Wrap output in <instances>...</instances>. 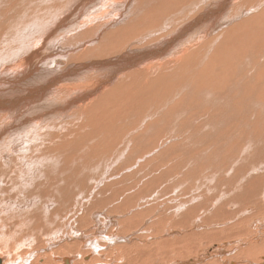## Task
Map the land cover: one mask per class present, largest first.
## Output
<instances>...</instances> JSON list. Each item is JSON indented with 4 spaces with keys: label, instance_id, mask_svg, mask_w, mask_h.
<instances>
[{
    "label": "rangeland",
    "instance_id": "obj_1",
    "mask_svg": "<svg viewBox=\"0 0 264 264\" xmlns=\"http://www.w3.org/2000/svg\"><path fill=\"white\" fill-rule=\"evenodd\" d=\"M81 1L78 22L40 53L29 103L7 113L33 120L36 134H23L17 147L0 144V182L14 177L15 183L1 188L0 243L12 242L14 251L16 243L38 241L27 256L39 264L38 256L64 247L76 264L95 258L112 264L113 255L135 243L149 251L137 264H264L256 253L232 261L243 240L227 238L241 229L264 241V202L239 226L227 213L243 218L264 200V0H239L228 7V19L226 12L190 30L182 27L185 19L197 21L221 0ZM81 1L0 0L1 64L19 55L27 42L15 43L30 33L38 32L28 45L46 42L64 20L61 11L70 6V13ZM179 32L155 69L111 73L113 58L128 54L134 42L148 47ZM94 60L100 62L90 68ZM7 76L0 71V80ZM106 76L119 81L118 92L110 87L114 80L101 84ZM77 86L85 91L74 93ZM229 198L228 209L216 206ZM207 217L213 224L203 223Z\"/></svg>",
    "mask_w": 264,
    "mask_h": 264
},
{
    "label": "bare ground",
    "instance_id": "obj_2",
    "mask_svg": "<svg viewBox=\"0 0 264 264\" xmlns=\"http://www.w3.org/2000/svg\"><path fill=\"white\" fill-rule=\"evenodd\" d=\"M79 1H81V0H79ZM94 1H98V2H101L103 4L106 3V0H101V1L94 0ZM121 1L124 2V0H120V3H121ZM127 1H132V0H127ZM197 1H199V0H197ZM197 1H195V3ZM238 1L239 0H221L219 6L213 8V9H211V7H209L207 9V11H205L204 13L198 14L197 15V18H198L197 21L190 19L191 21L186 22L187 20L185 19L184 22H186V23L183 22L184 25H182V27H187L189 30L190 29H194V28H198L197 24H198L199 21H206L207 22V21H209L210 18L221 17V14L227 12L226 13V16L224 17V20H226L229 17L228 11L232 7H234L235 2H238ZM75 2H77V1H75ZM128 3H130V2H128ZM67 5H70V1L67 2ZM69 7H67V8L65 7L63 9V11H61L60 14H62V12H63L64 20L58 21L56 23V26H55L54 31L51 33L50 38L46 42L45 41H40V42H35V43L33 42V44L28 45L30 39L35 38L36 36H34V34H36L38 32L37 31L36 32H33V34L30 33V37L29 38H27V39L21 38L17 43L14 42L15 45H18L17 47H21L19 45H22V43L27 42V45H26L27 48L25 47L26 49L25 48H22V51L20 53L18 52L19 55L16 56L14 58V60L11 61L10 63L8 62L9 65L5 64V62H3V64H1V62H0V66L3 67V69L0 68V71H3V74H6V76L8 75L7 76V79L5 81L0 80V85L2 87V90L3 91H8L7 94H4L0 90V114L2 113V115L0 116V119H1L0 120L1 121L0 122V144L3 143L4 141H7L8 146L13 145V146L17 147V146H19L20 141H22V135L23 134L28 135V138H30L32 135H35L36 134V131H35L34 127H33V120H30V121H19V120L15 119V116L8 117L7 113H10V115H13V114L19 113V112L21 113V111H15V108L18 109L17 108L18 106L21 107V106H24L25 104L27 105L29 103V101H30L29 94H30V91L33 88L34 83H35V80H36V77H34V76L38 73V71L40 69V66H39V63H38V58H39L40 53H42L45 50V47L49 43V41L55 40L61 33L65 32L68 29H72L73 28V25L75 24L74 22H78V20L81 18V15H83L84 12H85V5L82 3V1H81L80 7L77 6L78 8L75 9L74 11L70 12V13H69V11L71 10L70 9L71 7L70 8ZM121 7L119 9H121ZM139 7H141V5ZM228 7H229V9H228ZM68 8H69V10H68ZM227 9H228V11H227ZM77 11H80L81 15L78 16ZM179 11H180V13H178V16H184V17L189 16V14H187L186 11H184V10H179ZM64 12H66V13H64ZM139 12H140V8H139ZM169 16L172 17V16H176V15H175V13H170ZM178 16H177V18H178ZM118 17H120V15ZM170 17H168V18L170 19ZM177 18H175V19H177ZM181 19L180 20L178 19L179 21L178 20H175V21H177V25L182 23V20ZM187 19H188V17H187ZM172 20H174V18H172ZM0 24H1V22H0ZM214 25L209 26L208 29H212V27ZM35 28L39 30L38 27H35ZM214 28H216V27H214ZM150 32L151 31H149L148 33H150ZM157 32H155V33H157ZM227 34H229V33H227ZM167 37L168 36L157 40L156 44L151 45V46H148V47L146 45H144V44L141 45V43H139L137 41L134 42L132 44V46L129 47V49L127 50V53L128 54H126V55H116V58H113V59H117L118 60V64L115 66V70L111 71V73L115 74V76L116 75L119 76L120 74H123L125 72L132 71L133 69H135L134 67H136V66H138L140 68H143V67L144 68H149L150 70L153 69V68L155 69L160 63H162L163 61H166L167 60L166 55H167V52L168 51H166V50H168L169 48L171 49V47H174L175 45H177V43L180 41V39L182 37V33L179 32L174 38H167ZM218 42L219 41H217V43ZM143 43H144V41H143ZM159 43H160V45H159ZM213 43H215V42H213ZM139 46L140 47H143V48L142 49H131L132 47H139ZM133 50H135V51H133ZM10 51H12V50H10ZM26 52H28V57L29 58H23V59L19 60V58H22L23 57V53H26ZM9 53H11V52H9ZM14 53H16V52H14ZM193 54H194V52L191 53L190 55H188L185 58H189ZM157 59H158V61H155ZM18 60L19 61L24 60V61H22V63H19ZM69 60H71V59H69ZM99 62L100 61H98V60H94L93 62L88 63L89 64L88 66H90V68H92L93 66L98 65ZM125 65H127V66H125ZM7 66H9V67H7ZM121 66H123V67L121 68ZM4 70H7V71L4 72ZM115 76H110V77L106 76L105 79L100 80V82H101V84L102 83H106V84L107 83H110L112 80H114ZM180 78H186V77H182L181 76ZM243 79H244V76H243ZM117 82H115V80H114L111 83L110 87L111 86H115V89L118 92V90H120V89H118V86L120 84H119V81H117ZM81 87L82 86H77L76 89L73 90V92L74 93H81V92L85 91ZM12 88H14L17 93H12V91H11ZM14 89H12V90L15 91ZM13 94H17L18 100H15L13 98ZM40 110H42V109H39L37 111H40ZM23 119L25 120L24 117H23ZM31 140H33V138H31ZM262 143H263V141H262ZM31 146H34V144L33 143H30V145L27 146L26 149L27 148H30ZM40 147L43 148L45 151L47 149V147L44 146V144L41 145ZM33 149H35V148H31L29 150H33ZM18 154H19V152H18ZM7 166H8V164L6 165V167ZM2 167L3 166L0 164V168H2ZM10 181L12 183L11 182L10 183H6L4 180H2L0 182V196H1V188H2L3 185H5L9 189H11L13 186H15L14 177H12L10 179ZM230 182H232V180ZM17 187H19V186H17ZM241 191H242V189H239L236 192L238 194L234 193V197L237 198V199H239V196H242V192ZM191 192H193V191H191ZM194 194H190V196H192ZM192 197L195 198V196H192ZM197 197H198V195H197ZM215 198H213V199L215 200ZM231 199L232 198H229L228 200L221 202L220 205H216V206L218 208H223L224 209V207H226V209H228V207H230L231 202H232ZM193 200H195V199H193ZM261 202H264V200L261 199L259 203H256V204H254L252 206L251 210H248L247 209L244 213H242V215H244L243 218H241V217L237 218L238 215L241 212L233 211V210H231V211H228L227 210V213H229V215H230L229 217L228 216L227 217L230 220L231 219L232 220L233 219H237V220L239 219V221H236V223H235L236 226H239V223L240 222H243V221L246 223L248 221L247 219L250 218L249 213L251 214V212H253L254 210H256V209L257 210H260V208H262V207H260ZM192 203H194V201ZM195 203H196V201H195ZM199 203L200 202H198V204ZM210 203H213V202H210ZM215 203L216 202H214V204ZM214 204L213 205L211 204V207H213ZM3 207L5 209L6 205H3ZM263 208H264V206H263ZM1 209H2V203H1V200H0V212H1ZM215 210H218V209H215ZM215 210L213 211V213L215 212ZM258 212H260V211H258ZM246 215H248V216H246ZM213 218L214 217H212V218L211 217H207V218H205V220L203 221V223L204 224H213V220H214ZM97 222L99 223L98 220H97ZM203 226H205V225H203ZM236 226H234V227H236ZM247 231H248V229H247ZM243 232H244V230H241L240 229L239 231H237V233L236 232H233V234H231L230 236L228 235L229 237H227V238H233L236 235L237 236L240 235L241 239L243 240V241H241L242 244L238 246V249H239L238 252L239 253L238 252H237L238 254L236 253L237 254L236 255V258H234V256H233V260L232 261H238L243 256L249 257L250 259H252L251 257L254 256L255 253L256 254H263L264 255V241H262V240L261 241L260 240L254 241V240H252L249 237V235H250L249 232H246V234H244ZM252 233L255 234L254 232H252ZM75 234H76V232H75ZM51 235H52V233H51ZM187 236H190V235H187ZM191 236L198 237L199 234L198 233H194V234H191ZM255 237L256 236H254L253 238H255ZM29 239L31 240L32 238H29ZM136 242H139V241H136ZM217 242H219V241H217ZM37 243H38V241H26V242L25 241H22L21 243H16L17 249L13 251V248L11 247V245H13L12 242H10V241H1V243H0V249H4L5 248V250L3 252L0 251V264H39L40 262L39 263L38 262L35 263V261L34 262L30 261V257L27 256V254L31 253L33 250H35L36 248H38V245L36 246ZM155 243L158 244L157 242H152L150 244H151V246H153ZM69 244H68V246H69ZM71 244H73V246H76L75 243H71ZM145 244H146L145 246H147L148 245V242L145 243ZM244 245H248V246L246 248H242ZM224 246L225 245H223V247ZM143 247H144V244H142V243H140V244L135 243L133 246L127 247L124 252H121V253L119 252V255L118 254H117V256L116 255H113L114 258H115V260H114V263H112V264H137V262H140V261L142 262V259L146 255L145 253L146 252H149V251H140ZM197 247H200V246H197L196 245V248ZM64 249H65V247L64 248H61V249L59 248L58 250L55 249L49 255L38 256L37 257V259H38L37 261H39V259H42L43 264H76V261H74L75 258H73V257H64L63 254H69V252H65ZM254 249L256 250V252L253 251ZM70 251H72V250H70ZM41 252H43V251H41ZM97 252L95 251V253H97ZM220 253H222V252H220ZM223 253L224 254H229L231 252H228V251H225L224 250ZM140 254L143 255V258L140 257ZM38 255H40V254H38ZM40 257H43V258H40ZM50 257H51V259H50ZM79 257H80V255H79ZM52 259L54 260V262H52ZM106 259H108V258L106 257ZM177 261H178V259H177ZM232 261H230V262H232ZM248 261H251V260H248ZM88 262H89V260H88ZM195 262H196L195 260H191V261H189L187 263H183V264H193ZM240 263H242V262H240ZM82 264H84V263H82ZM89 264H111V263H109L107 260L103 262V260L95 258V259L91 260L89 262ZM172 264H176V262H172ZM177 264H182V263L180 262V263H177ZM230 264H236V263L233 262V263H230ZM248 264H251V263H248Z\"/></svg>",
    "mask_w": 264,
    "mask_h": 264
}]
</instances>
